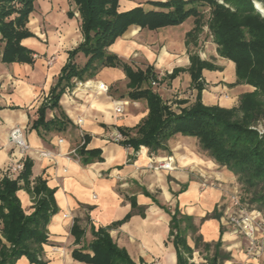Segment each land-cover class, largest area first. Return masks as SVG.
I'll return each mask as SVG.
<instances>
[{
  "label": "crops",
  "instance_id": "obj_1",
  "mask_svg": "<svg viewBox=\"0 0 264 264\" xmlns=\"http://www.w3.org/2000/svg\"><path fill=\"white\" fill-rule=\"evenodd\" d=\"M63 6L62 0H37L35 11L31 16V24L35 19L41 20L47 13L51 16L60 15L59 20L66 18L69 23L66 22L63 33L60 31L46 33L50 44L45 45V48L39 42V36L33 31L36 37L24 42L36 53L45 55L48 66L51 63L50 67L43 69L37 61L34 71L33 65L5 64L0 59V78L10 77L13 80L10 91H6L5 84L0 83V182L5 177L15 180L23 171L14 176L2 173L11 160V154L17 148L10 141V131L20 126L24 129L26 141L32 149L22 155L17 148L16 161H21L23 164L27 159L33 161L30 178L32 187L36 179L41 177L47 181L48 187L55 189L59 210L48 226V243L43 246L44 264H89L76 259L73 253L75 250L82 251L88 246L95 239L93 231H98L100 228L108 230L117 245L126 249L136 264H178L177 250L170 236L172 218L165 210L166 207L173 213L177 206L183 214L194 218L198 233L205 243L221 241L222 249L225 248L226 251L223 250L231 255V259L223 264H264V254H248V241L242 239L234 227L225 223V215L229 209L236 210L232 202L235 191L232 185L237 177L225 167L218 165L206 155L207 153L199 152L197 138L176 135L168 141L167 149L160 150L157 154L146 147L136 151L132 147L112 141L113 136L120 132V128H133L147 116L149 110L145 101L140 108L131 107L132 115L125 117L123 121H120L114 112V102L104 98L97 100L93 109L77 113V108L72 107L74 105L72 97H70L72 102L67 101V93L75 88L74 86L66 90L60 101L61 110L69 116L74 126H70L63 134L50 133L44 138L32 128L33 122L38 117L39 107L48 99L62 68L68 61L69 51L83 41L81 31L78 33L75 28L79 24L78 20L70 19L66 6L64 8ZM194 26V19L191 21L189 18L179 26L159 29V32L167 28L176 32L168 38L163 37L161 45L155 49L147 46L148 43H152L147 41L148 37L144 41L137 42L139 29L131 26L129 37L126 39L125 33L109 48V51L127 62L138 50L147 64L146 68L154 67L162 80L157 91L168 104H171L173 101H168L165 92L178 93L182 78L180 75H185L189 80V88L197 92L189 72L191 59L186 45V35ZM72 39L74 43L66 49V44ZM213 56L214 61L201 57L202 60L216 67L215 70L204 69L202 72L201 81L205 88L204 104L227 106L225 105L227 102H233L234 98L254 90L249 85H233L237 81L236 65L218 55L217 45ZM78 61L84 64L86 58L80 54ZM175 69H182V72L172 79L170 75ZM110 76L116 81L127 78L120 68H105L96 78L102 77L105 80ZM103 79L100 82H104ZM213 85H216L214 89L220 93L230 92L231 99H224L223 96L217 103V96L208 93ZM228 86H232L230 91ZM92 92L106 94L96 89ZM72 94H75V91ZM195 101L196 97L183 99L177 102L182 103L178 104V108L189 107ZM137 102L134 101L136 105ZM52 112L48 113L51 118L60 115L57 110H55L56 115ZM81 118L84 123L80 126L78 120ZM79 132L82 138L84 135L90 138L87 150L102 151L101 162L89 165L81 162L76 150L84 143V139L80 140ZM41 151L51 152L52 157L39 155ZM167 157L174 159L173 170L148 169L150 161ZM207 181L212 186H205ZM20 186L17 195L26 213L30 214L34 210L35 198L25 187L23 180L20 181ZM213 213L215 216L211 217ZM128 215L130 218L122 222ZM75 223L84 232L80 237L72 232ZM188 244L194 249L190 262L195 264L194 254L197 249L189 241ZM84 253L93 255V252L88 250ZM205 260L208 264L207 256ZM16 264H31V262L24 256Z\"/></svg>",
  "mask_w": 264,
  "mask_h": 264
},
{
  "label": "trees",
  "instance_id": "obj_2",
  "mask_svg": "<svg viewBox=\"0 0 264 264\" xmlns=\"http://www.w3.org/2000/svg\"><path fill=\"white\" fill-rule=\"evenodd\" d=\"M37 0H0V41L4 44L2 62L5 64L34 65L36 52L23 45L25 39L36 37L30 30V18L35 11ZM222 1V2H221ZM154 7L166 11H145L136 7L120 12V0H74L80 13V30L83 41L69 51L67 63L61 70L50 95L39 107L37 119L32 128L41 137L50 133H65L74 126L69 116L61 110L60 101L68 88H73L75 80H94L105 68H120L124 71L129 90L127 96L132 101H145L147 116L133 128H120L124 136L122 145L136 151L149 148L157 154L166 150L168 141L176 135L197 138L199 147L218 165L237 176L240 183L251 193L245 204L264 215V134L254 126L264 120V13L257 9V3L264 9V0H166L149 1ZM210 9V17L205 21L204 9ZM68 17L75 18V11ZM189 18H194V28L186 35V45L190 51L189 72L192 83L199 91L195 103L175 111L154 88L162 81L154 67L135 69L109 48L120 39L131 26L142 30L155 31L165 27L179 26ZM208 26L219 55L236 65L235 84H247L254 91L241 96L239 105L233 108L207 106L202 102L204 90L202 72L215 70V66L201 59L191 49L199 47L200 35ZM82 54L86 61H78ZM182 69H175L170 75L176 78ZM59 111L60 115L49 118V111ZM84 143L76 150L84 165L101 162L100 149L87 150L90 138L83 137ZM33 161L27 159L21 175L13 180L5 177L0 182V264H16L27 257L31 264H44V245L48 243V226L58 212L55 189L47 185L41 177L31 186ZM35 198L34 210L27 214L17 195L20 181ZM245 200V199H244ZM135 205V204H134ZM171 214L170 236L178 254V264H193L190 259L194 249L188 244V231L194 235L195 249L203 245L207 252L208 264H223L231 255L216 245L204 243L194 218L183 214L177 206ZM128 215L122 222L128 220ZM120 222V223H122ZM183 224L186 226L183 227ZM73 234L80 237L83 230L75 223ZM95 239L82 251L75 250L76 259L89 264H136L126 249L120 248L108 230L93 231ZM78 239V238H77ZM91 251L84 253V251ZM212 253V255H210Z\"/></svg>",
  "mask_w": 264,
  "mask_h": 264
},
{
  "label": "rangeland",
  "instance_id": "obj_3",
  "mask_svg": "<svg viewBox=\"0 0 264 264\" xmlns=\"http://www.w3.org/2000/svg\"><path fill=\"white\" fill-rule=\"evenodd\" d=\"M64 2V6L63 8L65 7V9H67V15H68V12L69 11H75V18L73 19H77L78 20V23L77 24V27L76 30L77 32L79 33V30L78 27H80V13L76 10V5L74 3V0H62ZM149 1H161V0H120V7H119V11L120 12H126V11H130L136 7H143L145 9V11H166V10H163V9H160V8H157V7H154L153 5L150 4ZM166 0H163L162 2H164ZM222 2V1H221ZM134 7V8H132ZM130 9V10H128ZM204 12H205V21H208L209 17H210V9L209 8H205L204 9ZM60 19V15H55L53 14L52 16L49 15L48 13L45 14L42 19L40 20V18L38 19H35L34 21H32L33 24H31V21H30V25H29V28L31 31H33L34 33H36L37 36H39V42L43 45V48H45V45L47 44H50V40H49V36L46 37V33H49V32H56L58 33L59 31L61 33H63V28L65 27V24L67 22V24L69 23V21L66 19V18H63L62 20H59ZM194 18H191V21H193ZM31 20V18H30ZM49 20V21H47ZM67 20V21H66ZM54 21V22H53ZM52 22V23H51ZM190 23V22H189ZM192 23V22H191ZM70 27V26H68ZM136 28L139 29L138 31V36L136 40H138L137 42H140L141 41H144L145 39H147V41H152V43H148V47L151 48V49H155L157 48L158 46L161 45V41L163 40V37H169L171 35H173V33L176 32V30H171L170 28H167V29H164V30H161V32H159L158 30H155L157 32H153L151 30H148V29H144L142 30L140 27L136 26ZM132 29V28H131ZM129 29L126 34H125V38L127 39L129 37V31L131 30ZM153 32V33H151ZM48 35V34H47ZM176 35V34H175ZM1 38V37H0ZM46 39V40H45ZM48 39V40H47ZM27 40V39H25ZM25 40L23 41V45ZM200 41L199 43H201V46L198 47V49H194L193 46H191V49L195 52H197L199 54L200 57H202L203 59H210L212 61H214V56H213V53L215 51V47H216V44L213 42V38H212V35L209 31V28L208 26H205L204 27V31L203 33L200 35ZM74 43V39H72V41H70L68 44H66V49L67 48H70V46ZM40 44V45H41ZM3 46L4 44L0 41V59H2V50H3ZM27 46V45H25ZM29 48H31L30 46H27ZM65 50V49H63ZM140 52L137 50L135 51L132 56L127 60L128 63H130L135 69L137 68H146L147 64L146 62L144 61V59L141 57V54H139ZM218 53V51H217ZM219 55V53H218ZM220 56V55H219ZM35 59H36V62L38 61L40 65H42V68L43 69H46V67H50V64L49 63V66L47 64V58L45 57V55H41L40 53H36L34 55ZM221 57V56H220ZM223 58V57H222ZM2 62V60H1ZM3 63V62H2ZM182 63V62H181ZM33 70L35 71L36 67H35V64L33 65ZM39 67V66H38ZM41 69V68H40ZM42 69V70H43ZM182 76L180 82H181V85H180V89H178V93L177 94H171V92H165V95H167L166 97H168V101H173L171 104H168L169 106L172 107L173 110L177 111L179 108V105L178 104H182V103H177V102H180L181 100L183 99H196L198 98V95H199V91L197 88L196 91L197 92H193L192 88H189L188 84H189V80L188 78H186L185 75H180ZM105 77V76H104ZM107 77V76H106ZM105 77V78H106ZM15 78V77H14ZM27 78V76L25 77ZM103 78L100 77V78H95L94 80H90V81H87V82H80V81H77L75 80V88H71L72 90H69V92L67 93V101L68 102H72V99L74 100V105L72 107H75L77 108V113H82V112H86V111H89L91 109H93V107H95V102L97 100H101V98H104L105 100L109 101V100H112L113 102L115 101H128V105H126L125 107V112L124 114L122 115H117V118L120 120V121H123L125 117H130V115H132V113L130 112V109L131 107H138L140 108L141 105L143 106L144 105V102L143 101H138L137 102V105L136 103H134V101L130 100L127 96L129 90L127 88V84H128V79L127 78H124V80H119V81H116L114 78H112L111 76L107 79H103L104 82H106L107 85H109V92L107 93V95H100L98 94L97 92H92V90H97V88H92V87H89L88 86V83L90 82H96V87H97V82L98 81H101ZM12 78L10 77H7V78H3L1 77L0 78V83H3L5 84V87H6V91H10L12 88H11V84L13 83L12 82ZM202 83V82H201ZM82 84V85H81ZM203 84V83H202ZM233 85H237V84H233ZM238 85H247V84H238ZM250 86V85H249ZM216 87V85H213V88L208 91V93H210L211 95L213 94L214 96H217V103H219L221 101V97H225L224 99H231V96H230V92L229 93H220V91H217L216 89H214ZM231 87L232 86H228V90L230 91L231 90ZM252 87V86H251ZM154 88L156 90H159L160 89V86L159 84H156L154 85ZM169 90V89H168ZM171 90V89H170ZM205 90V88H204ZM203 90V91H204ZM75 91V94H72V92ZM203 91L201 92L200 96H201V99H202V102H203ZM254 91V90H253ZM67 92V91H66ZM100 92V91H99ZM79 93H82L81 95H78ZM102 93V92H101ZM248 93V92H247ZM245 94V93H244ZM172 96V97H171ZM242 96V95H241ZM72 97V99L70 98ZM175 97L177 99H175ZM194 97V98H193ZM240 97V96H239ZM239 97L238 98H234L232 101L233 102H227L225 105L227 106H223L225 108H233V107H237L239 105ZM241 98V97H240ZM224 101V100H223ZM204 103V102H203ZM135 104V105H134ZM178 105V106H177ZM206 105V104H205ZM207 106H211V105H207ZM215 106H219V105H215ZM222 107V106H221ZM179 111V110H178ZM177 111V112H178ZM115 112V111H114ZM51 114V113H49ZM53 115H56V112L55 110L52 112ZM49 118H51V116L49 115L48 116ZM79 121V120H78ZM254 128H256L260 133L264 134V120H260L255 126ZM13 129V128H12ZM11 129V130H12ZM11 132V131H10ZM79 138L80 140L82 141L83 138L81 136V133L79 132ZM10 136V135H9ZM24 137H25V134H24ZM26 140V138H25ZM11 141V139H10ZM112 141H113V138H112ZM12 142V141H11ZM27 142V141H26ZM13 143V142H12ZM15 144V143H14ZM29 144V143H28ZM78 145V144H77ZM15 146L17 148H19V146L17 144H15ZM194 146V144H193ZM75 147V146H73ZM17 148H15L17 150ZM30 148L32 149V147L30 146ZM16 150L13 151V153L11 154V157L8 161V163L6 164V166L4 167L2 173L3 174H6L8 175L9 173V169L11 168L12 166V163L15 162L18 157L17 155H15V152ZM20 150V148H19ZM31 151V150H29ZM28 151V152H29ZM160 151V150H159ZM163 151V150H162ZM199 152H203L201 149H198ZM21 152V150H20ZM14 154V155H13ZM40 155V153H39ZM207 156H209L208 154H206ZM168 158V157H167ZM166 159V158H165ZM153 162L155 161L152 160ZM149 164H151V162ZM157 161V160H156ZM155 163V162H154ZM153 165L157 166L158 163H155ZM149 164H148V169L150 170H153V171H157V169H153V168H149ZM161 170V169H160ZM235 175V174H234ZM237 177V176H236ZM205 186L207 187H210L211 183L209 181L205 182L204 184ZM216 185H217V182H216ZM212 186V185H211ZM214 186V185H213ZM218 186V185H217ZM232 187H234V196H238L241 198V201L244 205H246L247 208L249 209H252V210H257L256 209V206L254 208H251L249 205L245 204L244 201H247V197H250L251 193L248 192L245 187L240 183V181L237 180L233 183ZM231 188V187H230ZM245 199V200H244ZM258 211V210H257ZM229 213L232 212V210L229 209L228 211ZM227 212V215H225V223H227V226H231L229 224V213ZM259 212V211H258ZM261 213V212H259ZM215 213H213L211 215V217H214ZM262 215V218L264 219V215L261 213ZM210 217V216H208ZM195 221V220H194ZM186 225L183 224V227H185ZM188 241L192 244V245H195L194 244V235L192 233V231H188ZM199 233H197L196 235H198ZM240 237H242V239H245L241 234H240ZM246 240V239H245ZM244 240V241H245ZM247 241V240H246ZM204 242V241H203ZM205 243V242H204ZM212 245H216V243H212ZM245 248V247H243ZM225 251L226 249L223 248ZM206 255H207V252L204 250V247L203 245L200 247L199 250H196V253L194 254V261H195V264H207L205 258H206Z\"/></svg>",
  "mask_w": 264,
  "mask_h": 264
},
{
  "label": "built area",
  "instance_id": "obj_4",
  "mask_svg": "<svg viewBox=\"0 0 264 264\" xmlns=\"http://www.w3.org/2000/svg\"><path fill=\"white\" fill-rule=\"evenodd\" d=\"M97 89L98 91L106 94L109 92V86L104 82L98 81ZM128 103V101H115L114 111L116 115L124 114L125 107ZM83 123L84 120L82 118L79 119V125L81 126ZM10 139L13 143L19 146L22 155L31 150L30 145L25 140L24 129L22 127H14L10 132ZM124 139L125 138L121 132H117L113 136V141L115 143L120 144L124 141ZM40 155L47 158L52 157V153L48 151H41ZM154 162L158 163V165H153ZM154 162L152 161L151 164H149V168L167 171H171L175 168L173 157L158 159ZM23 168L24 164L21 161L13 162L11 168L9 169V176L17 175L23 170ZM232 202L236 210L229 213V224L248 241V254H264V219L262 218L261 213L257 210L247 208L238 196H233Z\"/></svg>",
  "mask_w": 264,
  "mask_h": 264
},
{
  "label": "bare ground",
  "instance_id": "obj_5",
  "mask_svg": "<svg viewBox=\"0 0 264 264\" xmlns=\"http://www.w3.org/2000/svg\"><path fill=\"white\" fill-rule=\"evenodd\" d=\"M257 4L259 5V3H257ZM259 7L262 9L261 13H264V9H263V7H262L261 5H259ZM88 86H89V87H92V88H97L95 82H90V83H88Z\"/></svg>",
  "mask_w": 264,
  "mask_h": 264
},
{
  "label": "water",
  "instance_id": "obj_6",
  "mask_svg": "<svg viewBox=\"0 0 264 264\" xmlns=\"http://www.w3.org/2000/svg\"><path fill=\"white\" fill-rule=\"evenodd\" d=\"M257 9L261 12L262 11V9L259 7V5L257 4Z\"/></svg>",
  "mask_w": 264,
  "mask_h": 264
}]
</instances>
